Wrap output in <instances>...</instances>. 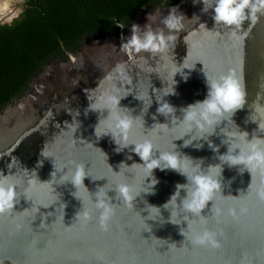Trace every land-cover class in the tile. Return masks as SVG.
Returning <instances> with one entry per match:
<instances>
[{"label": "water", "instance_id": "1", "mask_svg": "<svg viewBox=\"0 0 264 264\" xmlns=\"http://www.w3.org/2000/svg\"><path fill=\"white\" fill-rule=\"evenodd\" d=\"M18 2L22 4L23 0ZM176 7L189 19L199 17L198 23L195 20L186 22V31L195 33L188 36V46L184 42L187 32H181L174 50L177 64L186 58L188 47V62L198 61L193 70H184L189 73L186 81L180 74L175 76V94L164 98L177 109V117L182 118L181 108L206 97L208 89L203 70L215 77L234 71L242 80L249 105L258 95L264 97V16L254 25H248L246 21L243 32L247 34L242 32L233 37L227 30L215 27L213 12L203 13L202 4L182 0ZM169 9L160 8L161 15L166 16ZM147 16L139 17L134 24L143 27L149 23ZM200 23L211 31L199 29ZM131 34L130 27L118 37L87 41L75 55L67 53V61L54 60L32 81L23 96L0 114V170L8 174L7 165L10 162L14 165L12 172L21 178L22 194L29 179L35 175L37 181L28 190L27 197L20 196L11 212L0 215V261L3 264H264V200L256 195L264 189V175L256 173L251 177L248 171L240 174L238 168H229L226 164L218 178L222 195L229 196L216 201L225 210L222 223L217 224L212 218L213 202H209L201 213L208 216L209 228L221 232L219 248L193 247L180 231L184 228L188 232L187 221L180 225L167 222L170 211L162 206L175 192L178 183H186L184 176L171 169L154 170L158 180L154 192L142 193L133 201L131 210L115 198L114 190H110L108 196L116 204V215L107 232L100 229L97 212H93V218L86 225L76 219L83 207L82 201L73 195L76 189L70 182L62 184L59 179L65 172L70 175L75 170L71 161L84 164L88 174L95 179H84L90 193L103 187L107 178L112 184L114 173L111 168L119 172L121 162L128 166L143 163L128 149L117 153L110 136L99 139L95 136L94 128L100 113L85 115L89 104L87 94L95 89L94 94L98 95L109 88L111 85L105 77L117 64L124 65L125 73L132 81L129 87L136 94L149 92L153 99L143 114L144 127L133 129L131 137L134 140H142L155 123H167L170 130L152 137L157 148L170 151L174 143L176 151L193 160H203L201 167L206 171L209 165L221 163L208 141L219 147V154L227 151V146L222 143L225 137L221 129L235 130L236 126L240 131L248 132L249 139L260 134L257 123H245L251 113L246 104L231 118L234 123L230 119L224 120L208 140L193 141V145L203 144L202 148L185 147L184 139L189 136L175 139L183 134V128L173 126L170 119L157 114L158 104L152 94L153 88L165 87L163 81H170V68L163 66L158 57L152 58L147 53L142 54L147 62L129 60L119 48ZM121 105L133 109L134 116L140 115L143 107L134 94L122 99ZM76 110L79 111V127L73 132L66 121L71 123L68 112L74 114ZM260 135L264 136V133ZM42 150L50 152L55 159L43 158ZM129 155L131 159H128ZM40 160L43 164L37 167ZM54 165L64 171H57L51 180ZM132 172L135 176L127 173L128 176L120 179L139 186L142 170L134 168ZM77 195L87 197L88 193L80 189ZM183 195L182 192L181 197ZM145 201L161 208L165 223L146 220L150 227L144 223L143 217L148 216ZM241 207L247 208L246 214L238 215L237 219L227 215L228 208H236L239 212Z\"/></svg>", "mask_w": 264, "mask_h": 264}, {"label": "clouds", "instance_id": "2", "mask_svg": "<svg viewBox=\"0 0 264 264\" xmlns=\"http://www.w3.org/2000/svg\"><path fill=\"white\" fill-rule=\"evenodd\" d=\"M192 2L194 5L202 4L201 11L203 13H208L211 10L215 27L227 30L233 37L243 32V25L246 21L248 25H254L260 17L264 16V0H192ZM23 12L24 8L18 0H0V26H11L14 21L23 15ZM147 20L149 23L143 27L138 24L131 25V36L120 45L119 49L128 56L129 60L147 62L145 56L142 55L147 53L152 58L158 57V60L163 62V66L170 68V81H163L166 83L165 87L160 89L153 88L152 94L158 104L157 114L170 119L173 126L183 128V134L175 139L189 136L188 139H184L185 147L193 145V141L208 140V137L215 133L219 124L224 120H231L236 111L244 108L246 104L251 109V113L245 123L249 121L257 123V132L260 134L264 133V102H262L264 97L258 95L256 100L249 105L242 80L232 70L218 77L211 76L203 70L208 89L206 97L202 101H196L181 108L182 118L177 117V109L164 98L175 94V85L177 84L175 76L180 74L186 81L189 73L184 70H193L198 61L194 62V64L188 62V47L186 58L182 63L177 64L174 50L180 33L187 32L186 22L195 20L198 23L199 17L193 16L189 19L179 11L178 7L172 6L166 16L161 15L160 7L156 8L154 12L148 14ZM114 24L121 29L126 26L119 21L114 22ZM153 25L157 26L153 27ZM199 29L208 30L204 23L199 24ZM194 34V32H187L184 37V42L187 46L188 36ZM243 34L246 35L247 33L243 32ZM105 80L110 83L111 86L109 88L98 95L94 94L95 89L87 94L89 104L85 109V115L88 112L100 113L101 115L98 117V122L94 128L95 136L98 139L103 136H110L116 146L114 150L117 153L128 149L139 156L143 163H133L128 166L126 163L121 162L119 172L113 171L111 168L114 173L112 184H109V180L106 177L107 183L103 187H99L95 193H90L84 185V179L86 177L95 179L88 174L84 164L71 161L70 163L74 165L75 170L70 175L65 172L59 179L63 182L62 184L70 182L76 189L73 195L82 201L83 207L76 214V219L82 225H86L93 218V212H97L99 214V227L102 231L107 232L116 215V204H113L108 196L110 190H114L116 193L115 198L121 201L125 208L131 210L134 208L133 201L141 196L142 193L151 194L154 192L155 185L158 183L153 174L154 170L164 171L171 169L184 176L186 183H178L175 192L162 206L170 211L167 222L180 225L183 221H187L186 229L188 232L186 233L184 228H181L180 231L193 247L219 248L221 245L218 237L221 232L208 227L209 218L201 214L202 210L206 208L209 202H213L211 207L212 218L217 224L222 223L225 210L216 201L217 199L223 201L229 196L222 195V184L218 178L222 175L223 165L226 164L229 168H238L240 174L248 171L251 177L256 173L264 175V136L254 134L249 139V133L240 131L236 126L235 130L221 129L225 137L222 143L227 146V151L224 154H219V147L208 141L212 151L218 153L216 158L221 163L209 165L205 171L201 167L203 160L196 161L190 156L176 151L174 143H172L173 148L170 151H160L157 148L152 137L170 130L167 123H155L150 130L145 132L142 140L132 139L133 129L137 126L144 127L143 114L152 105V96H150L149 92L136 94L134 89L129 87L132 81L127 77L123 64H117L112 72L105 77ZM130 94H134L135 99L143 103L140 115L134 116L132 114L133 109L121 105V100ZM105 112H107L106 116L104 115ZM68 114L72 117V120L71 123L67 121L66 123L69 124L73 132H76L79 127L77 119L79 111L76 110L74 114L68 112ZM153 119H156L155 115ZM193 146L202 148L203 144L197 143ZM157 151H159V156H156ZM41 156L55 159L50 152L45 150H42ZM128 159H131L130 155ZM42 164L43 160L38 161L37 167L42 166ZM13 168L14 165L10 162L7 165L8 174L0 170V215L11 212L14 205L19 203L20 196L27 197L28 190L37 182L34 175L29 179L28 187L24 189L22 194L20 191L21 178L12 172ZM134 168L142 170V182L139 186L122 182L120 179L128 176L126 175L127 173L135 176V173L132 172ZM25 171L28 170L25 169ZM57 171H64V169L58 170L55 167V171L51 174V180L55 178L54 174ZM32 172L36 174L34 170ZM80 189L88 193V196L77 195ZM182 192L184 193L183 197H181ZM256 195L259 199L264 200V189L257 191ZM145 205V210L148 212V216L143 217L146 225H148L145 222L146 220H159L160 223L166 222L161 216L160 207L147 204L146 201ZM246 213L247 208L245 207H241L239 212L236 208H228L227 210V215L233 219H237L238 215ZM189 216L193 219H190ZM0 264H3V261H0Z\"/></svg>", "mask_w": 264, "mask_h": 264}, {"label": "trees", "instance_id": "3", "mask_svg": "<svg viewBox=\"0 0 264 264\" xmlns=\"http://www.w3.org/2000/svg\"><path fill=\"white\" fill-rule=\"evenodd\" d=\"M182 0H26L23 15L0 26V114L54 60L87 41L118 37L139 17ZM123 22L121 29L114 22Z\"/></svg>", "mask_w": 264, "mask_h": 264}, {"label": "flooded vegetation", "instance_id": "4", "mask_svg": "<svg viewBox=\"0 0 264 264\" xmlns=\"http://www.w3.org/2000/svg\"><path fill=\"white\" fill-rule=\"evenodd\" d=\"M24 1H25V0H23V2H22V6H23Z\"/></svg>", "mask_w": 264, "mask_h": 264}]
</instances>
